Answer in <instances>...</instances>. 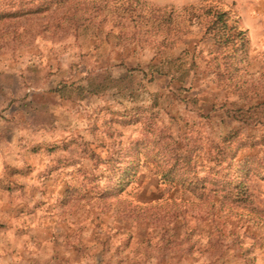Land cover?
Listing matches in <instances>:
<instances>
[{
    "label": "rangeland",
    "instance_id": "rangeland-1",
    "mask_svg": "<svg viewBox=\"0 0 264 264\" xmlns=\"http://www.w3.org/2000/svg\"><path fill=\"white\" fill-rule=\"evenodd\" d=\"M121 1L0 21V264H264V179L249 180L250 202L231 203L163 180L151 155L190 146L203 175L210 143L230 129L262 139L264 0H145L238 14L249 42L223 75L201 24L164 47ZM164 62L183 77L151 67ZM242 112L251 117L231 115ZM252 152L264 158L262 145ZM132 153L135 177L111 192Z\"/></svg>",
    "mask_w": 264,
    "mask_h": 264
},
{
    "label": "trees",
    "instance_id": "trees-1",
    "mask_svg": "<svg viewBox=\"0 0 264 264\" xmlns=\"http://www.w3.org/2000/svg\"><path fill=\"white\" fill-rule=\"evenodd\" d=\"M69 1L0 0V21L39 14L52 6L63 5ZM112 5L115 9L119 8L125 17L142 23L146 30L158 34L164 47H172L184 26L201 24L202 36L209 34L213 40L214 49L210 51V59L214 62V70L220 75L230 74L237 69L249 42L247 29L239 24L238 14L214 3L190 4L181 9L182 13L173 6L148 4L145 0H122ZM151 67L158 73L178 74V78L183 77L179 67H172L171 62L152 64ZM103 85L89 82L87 87ZM250 114L245 115L242 112L239 115H231L234 119L245 120L251 117ZM258 144L264 147V136L258 141L254 136L244 135L239 126L230 129L220 140L210 143L206 158L209 165L203 175H198L195 169L190 146L182 150L180 146L164 143L167 155L157 151L151 155L160 162L156 173L160 174L163 180L176 182L200 196L212 191L228 202L246 203L251 201L249 180L252 177L264 179V158L252 152ZM247 148L252 150L244 152ZM135 156L132 153L128 158L123 157L117 161L120 163L108 177L111 192H122L135 177L139 166V157L135 159Z\"/></svg>",
    "mask_w": 264,
    "mask_h": 264
}]
</instances>
